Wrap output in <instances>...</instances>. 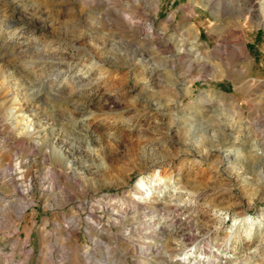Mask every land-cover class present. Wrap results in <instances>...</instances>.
Listing matches in <instances>:
<instances>
[{
	"label": "rangeland",
	"instance_id": "rangeland-1",
	"mask_svg": "<svg viewBox=\"0 0 264 264\" xmlns=\"http://www.w3.org/2000/svg\"><path fill=\"white\" fill-rule=\"evenodd\" d=\"M189 262L264 264V0H0V264Z\"/></svg>",
	"mask_w": 264,
	"mask_h": 264
},
{
	"label": "bare ground",
	"instance_id": "bare-ground-1",
	"mask_svg": "<svg viewBox=\"0 0 264 264\" xmlns=\"http://www.w3.org/2000/svg\"><path fill=\"white\" fill-rule=\"evenodd\" d=\"M5 27V26H4ZM34 42V41H33ZM82 72V71H81ZM71 74V73H70ZM81 74V73H80ZM83 74V73H82ZM74 81V80H73ZM31 128V127H30ZM37 128V127H36ZM33 129V128H32ZM36 131V130H35ZM59 158V157H58ZM24 184V183H23ZM137 186H141L142 184H143V182H142V179L141 178H139L138 180H137ZM28 187H29V184H27L24 188H23V190L25 191V190H27L28 189ZM22 189V188H21ZM149 191V190H148ZM147 192V191H146ZM92 205V204H91ZM99 208H101V209H104V210H106L108 213H109V215L114 219H116V213H115V211H114V209L112 208V207H110L108 204H106V203H102L101 205H99ZM96 213L94 212V211H92L91 210V212H90V214H89V216L86 218V220H87V222H89V223H91V224H93L94 226H97L99 229H100V226H101V221L99 220V219H96ZM78 219H77V217H74V216H72L71 218H70V225H72V226H75V227H77L78 226ZM175 233H178V234H181V236H182V238H181V240H179V242H181V244L182 245H185V244H187L186 242H187V240H188V238L186 237V232L184 231V230H181V229H179V230H176L175 231ZM86 253H87V251H84L83 252V255L85 256L86 255ZM191 255V254H190ZM189 257V253L188 252H186V251H182V252H180V255H179V259H181V260H185V259H187ZM188 264H195V262H189Z\"/></svg>",
	"mask_w": 264,
	"mask_h": 264
}]
</instances>
